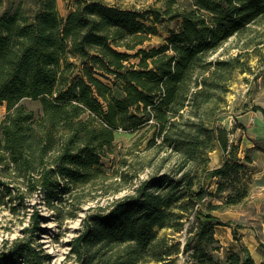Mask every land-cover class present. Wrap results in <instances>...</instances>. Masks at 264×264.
Instances as JSON below:
<instances>
[{
    "label": "trees",
    "instance_id": "1",
    "mask_svg": "<svg viewBox=\"0 0 264 264\" xmlns=\"http://www.w3.org/2000/svg\"><path fill=\"white\" fill-rule=\"evenodd\" d=\"M160 2L136 9L75 0L64 18L58 0H0V106L7 109L0 183L14 184L21 200L42 193L54 205L111 177L104 161L116 153V132L125 131L148 153L165 155L160 172L87 217L73 243L75 264H176L181 243L160 232L183 231L193 213L197 226L183 252L196 264H256L237 228L240 250L227 251L223 263L214 256L216 228L228 224L211 214L216 207L201 209L211 194L201 180L211 173L224 194L252 162L229 150L231 132L219 125L240 60L216 55L264 21V0ZM162 21L178 27L160 47L143 49ZM27 100L40 103L38 115ZM218 147L228 156L210 172ZM246 196L244 189L239 199ZM35 222L39 228L37 215ZM19 257L47 262L19 244L0 263Z\"/></svg>",
    "mask_w": 264,
    "mask_h": 264
},
{
    "label": "rangeland",
    "instance_id": "2",
    "mask_svg": "<svg viewBox=\"0 0 264 264\" xmlns=\"http://www.w3.org/2000/svg\"><path fill=\"white\" fill-rule=\"evenodd\" d=\"M74 1L58 0L64 18L72 10ZM105 1L136 9L160 8L162 4L160 0ZM177 27V21H162L157 25L158 33L151 36L142 48L160 47ZM216 56L225 59L238 57L240 60V67L229 83L219 125L231 132L229 150H234L238 158L249 157L252 162L247 165L245 173H241L236 187L224 194L216 192L218 179L212 178L211 173L202 179V184L212 195L206 197L201 209L208 213L212 206L216 207L211 214L228 224L216 228V246L220 250L214 256L220 263L225 262L227 251L237 252L241 248V243L233 235V229L237 228L256 264H264V116L259 108L264 109V21L252 26L245 35L231 39ZM133 61L137 62L136 59ZM24 103L37 115L40 113L39 102L27 100ZM6 113V106H0V124ZM116 143V153L104 161L103 167L111 177L96 181L90 188L73 196L65 195L54 205H50L42 193L26 195L21 200L14 184L4 186L0 183V255L11 254L19 244H30L42 257H47L45 264H75L73 243L83 230L87 217L135 193L142 181L160 172V161L165 155L148 153L135 144L133 134L121 130L116 132ZM227 156L219 147L210 153L209 171L219 168ZM125 160L126 164L123 163ZM148 165L147 169L140 171ZM244 189H247V196L240 200ZM208 206L211 207L208 209ZM196 209L197 206L194 211ZM36 215L39 228H36ZM195 226L197 219L193 213L183 231L165 229L160 232V235L181 243L182 252L176 264H196L191 253L183 252ZM4 264L31 263L19 257Z\"/></svg>",
    "mask_w": 264,
    "mask_h": 264
},
{
    "label": "crops",
    "instance_id": "3",
    "mask_svg": "<svg viewBox=\"0 0 264 264\" xmlns=\"http://www.w3.org/2000/svg\"><path fill=\"white\" fill-rule=\"evenodd\" d=\"M263 114V113H262ZM264 116V115H263ZM244 242V241H243Z\"/></svg>",
    "mask_w": 264,
    "mask_h": 264
}]
</instances>
